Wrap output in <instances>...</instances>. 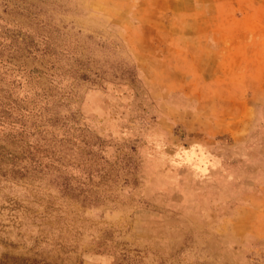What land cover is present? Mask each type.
<instances>
[{"label":"rangeland","instance_id":"374dc122","mask_svg":"<svg viewBox=\"0 0 264 264\" xmlns=\"http://www.w3.org/2000/svg\"><path fill=\"white\" fill-rule=\"evenodd\" d=\"M0 264H264V0H0Z\"/></svg>","mask_w":264,"mask_h":264}]
</instances>
